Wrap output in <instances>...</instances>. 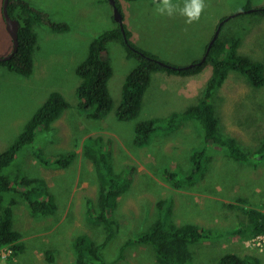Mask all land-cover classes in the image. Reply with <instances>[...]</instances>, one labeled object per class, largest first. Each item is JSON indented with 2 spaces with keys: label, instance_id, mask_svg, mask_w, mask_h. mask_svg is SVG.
I'll return each mask as SVG.
<instances>
[{
  "label": "rangeland",
  "instance_id": "374dc122",
  "mask_svg": "<svg viewBox=\"0 0 264 264\" xmlns=\"http://www.w3.org/2000/svg\"><path fill=\"white\" fill-rule=\"evenodd\" d=\"M25 1L42 12L47 20L67 24L68 30L58 33L45 25H35L38 45L31 77L24 78L0 67V153L18 137L50 93H61L70 105L50 124L49 130L41 129L36 143L27 147L5 172L10 176L45 180L53 200L49 204L50 212L42 216L33 213L19 195L7 197L8 201L16 202L13 206L14 230L21 234L23 253L11 262L12 250L0 249V264H74L76 238L85 235L96 243H104L107 236L104 227L93 222L89 214L97 208L99 195L108 184L98 179L93 163L84 154L86 142L96 137L107 144L115 172L127 166L129 171L134 168L127 175V192L116 200L114 218L118 230L102 250L106 263L159 264L149 245H132L121 253L120 250L160 219L158 206L161 202L168 209V224L224 233V237L192 245V264H219L226 254L251 253L247 248L252 245L264 252V245L262 248L256 239L253 242L238 236L226 237L238 222L244 221L242 209L245 206L256 204L264 210V159L251 160L249 165L241 166L227 159L220 149H214L206 175L193 184L179 178V188L174 186L177 181L170 180L165 170L192 173L189 158L204 144L197 123L187 122L171 131L158 130L144 148L133 143L137 122L167 118L174 112L197 105L204 98L207 82L212 78L211 64L197 75H153L139 118L122 122L116 117L122 88L139 62L128 58L121 41H113L104 56L113 69L108 88L114 109L102 121H94L78 107L80 77L77 70L86 60L93 40L118 28L109 0ZM247 1L204 0L203 16L201 14L200 19L191 24H187L180 13L174 17L178 10L172 16L159 14L148 1L129 4V8L122 4V7L129 11L126 20H132L128 28H139L140 33L133 42L137 47L182 66L203 57L216 34L219 20L245 8ZM253 5L254 8L263 6L264 0H253ZM20 10L18 8L16 14ZM225 29L227 33L232 32V37L242 38V53L264 61V16L236 17ZM6 36L1 9L0 56L6 55L1 54ZM208 102L219 119V131L250 145L248 150L256 152L264 139V86L255 89L244 76L231 72ZM68 152H73L75 158L66 167L47 168L40 162V156L55 162ZM240 197L248 198L251 204L238 203L236 198ZM119 254L122 258L118 260Z\"/></svg>",
  "mask_w": 264,
  "mask_h": 264
},
{
  "label": "trees",
  "instance_id": "16d2710c",
  "mask_svg": "<svg viewBox=\"0 0 264 264\" xmlns=\"http://www.w3.org/2000/svg\"><path fill=\"white\" fill-rule=\"evenodd\" d=\"M116 3L120 12H123L120 0H116ZM18 8L21 10L16 14ZM245 8L252 10L250 16H264V5L253 9V0H248ZM8 12L10 18L17 20L20 24L19 48L11 59L2 60L0 65L8 67L10 72L30 77L34 68L33 56L38 44L35 25H45L54 31H67L68 27L47 20L42 12L31 8L25 0H10ZM113 21L115 22L114 17ZM227 24L225 23L219 29V35L206 62L198 64L199 61L196 60L193 61L194 65L186 67L167 62L154 53L137 47L131 40V32L125 26L124 32L121 27H118L117 30L102 33L89 45L88 56L77 70L82 79L77 90L79 108L94 121L103 119L113 110L114 102L108 88L113 69L109 59L104 56L105 53H108V45L113 41H121L127 50L128 58H134L139 62L126 77L122 88V101L116 112L121 121H136L139 118L143 107V98L150 87L153 75L157 72L166 71L169 74L191 76L199 74L208 64H211L213 76L208 83L204 98L197 105L189 107L182 113H172L164 119L156 118L137 122L134 128V145L138 148L146 147L150 143L151 136L158 130L171 131L187 122L197 123L202 130L204 144L201 148L194 150L189 158L192 173L190 171L186 173L179 170H165L170 180L177 181L179 178H185L190 184L206 175V167L212 161L211 156L214 149H220L227 159L241 166L249 165L251 160L264 159V139L254 152L251 149L248 150L250 145L240 143L229 134L221 133L219 119L215 116L213 106L208 102L213 92L224 84L231 72L244 76L255 89L264 86V61L257 56L251 57L242 53L240 51L243 44L242 38L236 35L232 37V32L227 33L225 29ZM68 107L69 104L60 93L50 94L48 100L25 123L23 130L13 143L0 153V249L9 248L12 250L9 255L11 262L14 258L19 259L23 253V246L20 242L21 234L14 230L13 206H16V202L8 201L7 197L13 194L19 195L33 213L44 216L50 212L49 204L53 200V196L48 193L44 180L20 175L10 176L5 172L12 167L27 147L36 143L38 133L43 131L41 129L49 130L50 124ZM84 151L85 157L93 163L98 179L102 183L108 184V186H104L99 195L97 208L89 214L93 222L104 227L107 236L103 244L96 243L85 235L76 238L73 243L74 264H114V262H105L102 250L117 233L118 223L114 218V211L117 208L116 200L120 194L127 192L129 188L126 180L128 179L127 175L134 171V168L131 167V171H129V166H127V169L115 172L111 152L101 137L89 139L85 144ZM74 158L75 154L68 152L62 154L60 159L55 162L49 159L44 160L40 156V162L46 167L63 168L68 166ZM174 186L181 188L179 181ZM236 200L240 204H251L245 197L236 198ZM158 207L161 212L160 219L147 231L137 235L136 239L126 242L120 253L132 245H149L154 249L159 264H192V245L224 237L222 236L223 232L216 233L192 226L168 224L166 204L161 202ZM233 208L236 206L233 205ZM263 211V207L256 206V204L250 207L245 206L242 209L244 221L238 222L239 226L237 224L231 232L227 233L226 237L238 236L243 240H253V242L256 239L263 248L264 240H260L264 238ZM247 249L252 252L249 254H226L220 259L219 264H264V252H261L257 245H252ZM121 258L122 254H119L117 259Z\"/></svg>",
  "mask_w": 264,
  "mask_h": 264
},
{
  "label": "clouds",
  "instance_id": "9594fccd",
  "mask_svg": "<svg viewBox=\"0 0 264 264\" xmlns=\"http://www.w3.org/2000/svg\"><path fill=\"white\" fill-rule=\"evenodd\" d=\"M121 1H127V0H120V3H121V7H122V2ZM176 1H182V2H184V4H183V7L181 8L179 5H173L172 3H171V0H153V4H154V6H155V8H156V11L159 13V14H161V15H164V14H166V15H168V16H172L173 14H174V12L175 11H177V10H179V12H180V14L181 15H183V16H185L187 19H186V23L187 24H191V23H193V22H195V21H198L199 19H200V16H201V14H202V16H203V14H204V8L206 7V5H205V2H204V0H176ZM3 3H4V0H3V2H2V12H3ZM9 4H10V2H9ZM112 6V5H111ZM116 6H117V3H116ZM9 7V6H8ZM113 7V6H112ZM122 9H123V7H122ZM253 9H257V8H253ZM120 11V10H119ZM252 12V10H249V9H247V8H243V9H241V10H239V11H237V12H235L236 14H233V15H231V16H227V17H223V18H221L220 20H219V23H218V25L216 26L217 28H216V30L218 29H221L222 27H223V25L225 24V23H229L233 18H236V17H240V16H246V15H249L250 13ZM9 13V12H8ZM122 13V16H123V30H124V26H125V22H124V13L123 12H121ZM113 17H114V7H113ZM114 19H115V17H114ZM115 22H116V24L118 25V27H121L120 26V24L115 20ZM223 23V24H222ZM57 24H59V23H57ZM62 25H67V24H62ZM5 27V29H6V25L4 26ZM125 28L128 30V28L125 26ZM114 30V29H113ZM115 30H117V29H115ZM217 30V31H218ZM54 31V30H53ZM217 31H216V33H217ZM54 32H58V33H63V32H67V31H54ZM124 32V31H123ZM125 34V33H124ZM216 35V34H215ZM215 37V36H214ZM214 37H213V39H214ZM213 39H212V41H213ZM11 40H12V38H11ZM217 40V39H216ZM215 40V41H216ZM211 41V42H212ZM211 44V43H210ZM210 44L207 46V49H206V52H205V54H204V56L203 57H200V58H198V59H195L194 61H196V60H200L201 58V60L198 62V64H200V62L205 58V56H206V54H207V52H208V48H209V46H210ZM38 45V44H37ZM214 45V44H213ZM213 45H212V47H213ZM212 47H211V49H212ZM36 49H37V47L35 48V51H36ZM210 49V50H211ZM13 50H14V45H13V41L11 42V48H10V52L8 53V54H6V55H4V56H0V58H6V57H9L12 53H13ZM34 54H35V52H34ZM210 54V51H209V53H208V55ZM15 55V54H14ZM208 55H207V58H208ZM207 58H206V60H207ZM33 59H34V65H35V58H34V56H33ZM2 61V60H1ZM0 61V62H1ZM206 62V61H205ZM204 62V63H205ZM203 64V63H202ZM191 65H194L193 64V61L190 63V64H188V65H182V66H191ZM181 66V65H180ZM212 66V65H211ZM0 67H5V69L7 70V71H9V69H8V67H6V66H4V65H0ZM33 71H34V68H33ZM10 72V71H9ZM11 73H15V72H11ZM158 73H166L167 75H169V77H172V76H175V75H178V74H169V73H167L166 71H160V72H157L156 74H158ZM15 74H17V73H15ZM33 74V73H32ZM17 75H19V74H17ZM197 75V74H196ZM20 76H22V75H20ZM32 76V75H31ZM30 76V77H31ZM79 76V75H78ZM178 76H181V75H178ZM211 76H213V71H212V75ZM22 77H24V78H29V77H25V76H22ZM182 77V76H181ZM211 80V79H210ZM209 80V81H210ZM209 81L207 82V86H208V83H209ZM246 81H247V79H246ZM82 83V79L80 78V83H79V86H80V84ZM78 86V87H79ZM222 87V86H221ZM220 87V88H221ZM77 90H78V88H77ZM55 92H57V91H54V92H52V93H55ZM52 93H50V94H52ZM57 93H59V92H57ZM49 94V95H50ZM61 94V93H60ZM62 95V94H61ZM78 95V94H77ZM63 96V95H62ZM64 97V96H63ZM65 98V97H64ZM202 98V97H201ZM200 98V99H201ZM66 99V98H65ZM199 99V100H200ZM48 100V97H47V99L45 100V101H47ZM67 101V100H66ZM67 103H68V101H67ZM69 104V103H68ZM43 105V104H42ZM41 105V106H42ZM70 105V104H69ZM40 106V107H41ZM195 106V105H194ZM78 107H79V105H78ZM114 109V108H113ZM188 109V108H187ZM186 109V110H187ZM113 111V110H112ZM111 111V112H112ZM185 111V110H184ZM183 111V112H184ZM110 112V113H111ZM109 113V114H110ZM174 113H176V112H174ZM179 113H182V112H179ZM108 114V115H109ZM107 115V116H108ZM106 116V117H107ZM215 116H216V114H215ZM116 117H117V115H116ZM105 118V117H104ZM217 118V117H216ZM117 119H118V117H117ZM161 119H164V118H161ZM119 120V119H118ZM99 121H102V119L101 120H99ZM119 121H121V120H119ZM122 122H132V121H122ZM136 125V124H135ZM24 128V127H23ZM135 128V127H134ZM23 130V129H22ZM11 145V144H10ZM9 145V146H10ZM8 146V147H9ZM7 147V148H8ZM6 150V149H5ZM4 150V151H5ZM3 152V151H2ZM1 152V153H2ZM43 165V164H42ZM44 166V165H43ZM44 167H46V166H44ZM47 168H50V167H47ZM43 180V179H42ZM45 181V180H44Z\"/></svg>",
  "mask_w": 264,
  "mask_h": 264
},
{
  "label": "water",
  "instance_id": "95a60500",
  "mask_svg": "<svg viewBox=\"0 0 264 264\" xmlns=\"http://www.w3.org/2000/svg\"><path fill=\"white\" fill-rule=\"evenodd\" d=\"M9 2H10V0H4L3 14H4V17L6 19V30L9 33L10 37L12 38L14 50H13V53L9 57L0 58V61L4 60V59H11L14 56V54L18 52V48H19L18 32H19V25L20 24L17 20H13L10 18L9 13H8ZM109 2L114 7L115 20L120 24L122 31H124L123 30V16H122V13L119 11L118 7L116 6V0H109ZM218 35H219V30L217 31L213 41L211 42L205 58L200 62V64H202L206 61L207 55H208L212 45L215 43V40L217 39Z\"/></svg>",
  "mask_w": 264,
  "mask_h": 264
},
{
  "label": "crops",
  "instance_id": "0c3cea01",
  "mask_svg": "<svg viewBox=\"0 0 264 264\" xmlns=\"http://www.w3.org/2000/svg\"><path fill=\"white\" fill-rule=\"evenodd\" d=\"M144 1H148L149 2V4L150 5H153V1L151 0V1H149V0H144ZM2 0H0V11H1V9H2ZM172 2H174V3H177V5H179L181 8L183 7V2L182 1H172ZM135 3H143L142 1H123L122 2V4L124 5V6H128V8H129V4H135ZM154 6V5H153ZM155 7V6H154ZM123 13H124V22H125V25H126V27L128 28V24H130V22L132 21L130 18H129V20H126V17H128V15H129V11H128V9H124L123 8ZM180 12H179V10H178V12L174 15V17L176 18L177 17V15L179 14ZM185 17V16H184ZM186 18V17H185ZM187 19V18H186ZM3 26H4V24H3ZM5 28V27H4ZM128 30L131 32V34H132V39H133V42L135 41V38L139 35V28L138 27H136L135 29H131V28H128ZM5 31L7 32V30L5 29ZM136 34H137V36H136ZM11 42H12V40H11V37H10V35H9V33L7 32V36H6V46H5V48H3V52L1 53V54H8L9 52H10V48H11ZM192 61H194V60H192ZM191 61V62H192ZM190 62V63H191Z\"/></svg>",
  "mask_w": 264,
  "mask_h": 264
},
{
  "label": "flooded vegetation",
  "instance_id": "af4514ba",
  "mask_svg": "<svg viewBox=\"0 0 264 264\" xmlns=\"http://www.w3.org/2000/svg\"><path fill=\"white\" fill-rule=\"evenodd\" d=\"M2 18H3V24H4V26H5V25H6V19H5V17H4L3 12H2Z\"/></svg>",
  "mask_w": 264,
  "mask_h": 264
},
{
  "label": "bare ground",
  "instance_id": "6f19581e",
  "mask_svg": "<svg viewBox=\"0 0 264 264\" xmlns=\"http://www.w3.org/2000/svg\"><path fill=\"white\" fill-rule=\"evenodd\" d=\"M241 209V208H240Z\"/></svg>",
  "mask_w": 264,
  "mask_h": 264
}]
</instances>
